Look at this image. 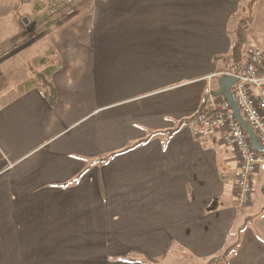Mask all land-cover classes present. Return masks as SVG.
Listing matches in <instances>:
<instances>
[{"label": "crops", "instance_id": "obj_1", "mask_svg": "<svg viewBox=\"0 0 264 264\" xmlns=\"http://www.w3.org/2000/svg\"><path fill=\"white\" fill-rule=\"evenodd\" d=\"M251 1L29 5L64 10L28 20L62 65L54 105L32 81L0 103V264L208 263L234 242L224 264H264V171L240 210L236 153L185 124L227 69L244 6L247 36L264 38Z\"/></svg>", "mask_w": 264, "mask_h": 264}, {"label": "built area", "instance_id": "obj_2", "mask_svg": "<svg viewBox=\"0 0 264 264\" xmlns=\"http://www.w3.org/2000/svg\"><path fill=\"white\" fill-rule=\"evenodd\" d=\"M29 1V0H26ZM223 75H235L232 93L241 114L264 144V46L254 44L245 51L239 70H223ZM219 83L209 86L201 108L185 124L195 136L217 135L222 144L236 153L239 167L235 182V198L240 210H247L254 190V177L264 171V152L256 150L245 127L238 121L229 101L217 96Z\"/></svg>", "mask_w": 264, "mask_h": 264}, {"label": "rangeland", "instance_id": "obj_3", "mask_svg": "<svg viewBox=\"0 0 264 264\" xmlns=\"http://www.w3.org/2000/svg\"><path fill=\"white\" fill-rule=\"evenodd\" d=\"M33 1L35 0H0V103L19 92L30 81L39 84V71L44 67L41 60L44 57L47 58L48 65L51 64V57L47 53L51 49V45L44 44L45 34L40 31L39 24L28 23V20L38 17L40 14L51 15L50 17L53 18V14H61L64 10L46 9L36 14L33 13L29 17V5ZM251 14L256 21L259 16L264 17V0L251 1ZM26 38L32 39L25 44ZM263 42L264 38H254L251 35L245 43L246 50L254 44L263 45ZM149 264L207 263H198L188 257L176 254L165 260L161 259Z\"/></svg>", "mask_w": 264, "mask_h": 264}, {"label": "trees", "instance_id": "obj_4", "mask_svg": "<svg viewBox=\"0 0 264 264\" xmlns=\"http://www.w3.org/2000/svg\"><path fill=\"white\" fill-rule=\"evenodd\" d=\"M250 5V4H249ZM249 5H246L243 7L242 11H244V14L241 16L240 21L238 23V27L235 30L236 39L232 45L231 52L226 55L219 57V59H223L226 61L225 68L232 69L234 71L239 70V65L241 62V59L246 51L245 43L248 40L247 32L249 31V28L251 26L252 22V16L247 12ZM46 18H44L45 20ZM49 23H47L48 25ZM51 51L48 52V56H50ZM43 64H46L47 58L44 57L42 60ZM62 62L59 61L57 64L49 65L47 66L42 72L39 74V86L41 90L43 91L44 95L48 98L51 104H55L57 100V90L51 80V74L59 67H61ZM29 83V82H28ZM30 84V83H29ZM213 207V206H210ZM211 209V208H210ZM236 247V242L228 245L222 256L220 258L213 259L209 261L207 264H224L223 262L226 261L231 253L233 252L234 248ZM137 252V251H134ZM139 253V252H137ZM123 258L126 259H134V256L131 255H125ZM147 258V257H146ZM150 262H156L154 259H149ZM224 260V261H222Z\"/></svg>", "mask_w": 264, "mask_h": 264}, {"label": "water", "instance_id": "obj_5", "mask_svg": "<svg viewBox=\"0 0 264 264\" xmlns=\"http://www.w3.org/2000/svg\"><path fill=\"white\" fill-rule=\"evenodd\" d=\"M25 20H27V18H25ZM236 81H237V76L235 75L221 76L218 80L219 88L214 90V94L217 96H224L229 101L231 108L234 110L236 118L247 130L253 147L258 151L264 152V144L259 141L254 129L242 116L239 105L232 93V86L235 84Z\"/></svg>", "mask_w": 264, "mask_h": 264}]
</instances>
